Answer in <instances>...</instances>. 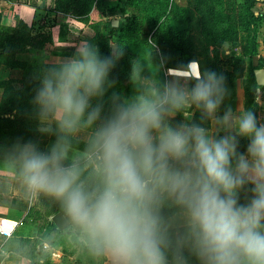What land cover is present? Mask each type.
<instances>
[{
  "label": "clouds",
  "instance_id": "obj_1",
  "mask_svg": "<svg viewBox=\"0 0 264 264\" xmlns=\"http://www.w3.org/2000/svg\"><path fill=\"white\" fill-rule=\"evenodd\" d=\"M74 48L37 75L31 103L51 145L0 147L25 199L57 205L96 264H264V118L225 104L226 76L208 69L161 81L137 60L122 96L110 74L124 48Z\"/></svg>",
  "mask_w": 264,
  "mask_h": 264
},
{
  "label": "trees",
  "instance_id": "obj_2",
  "mask_svg": "<svg viewBox=\"0 0 264 264\" xmlns=\"http://www.w3.org/2000/svg\"><path fill=\"white\" fill-rule=\"evenodd\" d=\"M95 1L96 7L102 13L119 11L122 15V20L119 19L117 26H113L111 22L107 25L99 45L95 43L98 39L96 36L97 25L89 23L86 16L93 8ZM255 2L256 0H239L234 13L230 14L226 11L224 0H199V3L205 7L203 17L208 21L207 25L202 28L206 48L210 50L212 47L217 54L223 42L237 39L242 41L243 57H246L250 63L249 71L243 80V109H253L258 116L259 105L256 93L261 86L256 84L252 57L258 55L257 35L263 14L255 12L253 9ZM129 9L135 10V13L129 12ZM55 11L68 14L89 28L94 29L95 33L89 42L95 43L94 46L101 55L111 53L112 49L109 47L112 43L116 47L124 48L125 55L118 61L110 75L117 78V82L126 97H130L134 92L133 85L130 82L133 59L135 61L139 60L152 70L157 65L155 62L160 61L162 66L167 69L181 70L186 73L192 71L193 61L189 68L185 70L186 64L190 60L186 51L188 40L185 38V30L179 21V19L188 18L189 13L183 6L174 4L171 0H55ZM143 18L146 19L149 30H151L153 41L160 43L158 42L159 37L163 35L165 43L170 46V50L167 51L164 40H162L160 57H152L150 51L152 43L147 42L146 38L143 39L140 36L141 20ZM50 41L51 36L49 34L33 33L32 28L20 19L16 21L15 26L2 24L0 14V67L5 65L11 71L13 70L8 78L0 79V88L2 89L0 128L5 127L6 133H10L12 137L14 136L17 116H34V107L31 101L36 89L39 87L37 75L42 74L44 69L54 62L52 58L44 53V47ZM32 53H37V57L28 58V55ZM20 54H25L28 59H19L17 56ZM30 62L34 68L33 73L29 72ZM261 64L262 61L259 60L258 67ZM16 70L18 72L14 73ZM238 73L239 70L236 65L230 72L225 70L226 81L233 82ZM190 76H194V74ZM27 133L29 135V132ZM0 144H4L1 138ZM54 206L55 212L59 211L57 205L54 204ZM51 232L61 233L53 223H50L42 237L46 239ZM65 233L69 234L67 231ZM20 243L19 240L18 249L13 248L16 252L22 254L24 251L21 250L22 243ZM26 255L30 260V264H43V262L36 260L33 249ZM194 261L193 258L192 262Z\"/></svg>",
  "mask_w": 264,
  "mask_h": 264
},
{
  "label": "rangeland",
  "instance_id": "obj_3",
  "mask_svg": "<svg viewBox=\"0 0 264 264\" xmlns=\"http://www.w3.org/2000/svg\"><path fill=\"white\" fill-rule=\"evenodd\" d=\"M226 2V11L230 14L234 13V10L237 7L239 0H224ZM172 3L177 4L179 6H183L187 12L189 13L188 18L179 19L182 27L185 30V38L188 40L187 45V54L189 56V62L186 64V68H189L191 62L193 65L192 71L186 73L181 70H172L167 69L162 66V63L159 61L155 62V69H149L147 65L142 64L144 68L143 74L145 76H153L157 80L164 79H188L195 75L200 71L205 69L213 70L216 72L223 73L225 76V70L229 72L233 70L234 66L238 67L239 73L236 79L233 82L226 81L227 86L230 90V95L225 100V104H230L233 110L243 109V80L246 77L249 71V61L246 57H243L242 54V41L240 39L225 41L219 47L217 54L214 52L215 49L209 50L205 47V39L202 32V28L204 25H207L208 21L203 17V12L205 7L203 4L199 3V0H171ZM255 12H261L263 14L261 24L259 26L257 41H258V56L259 60L262 61L260 67L264 68V0H256L255 6L253 8ZM218 10V8H216ZM224 10V12H226ZM129 12L135 13V10H130ZM89 23L96 24L97 26V37L98 39L95 41L97 45L102 41V37L104 32L106 31L107 25L115 19L122 20V15L119 11L114 13H102L96 7V1L93 3V8L86 15ZM141 20V19H140ZM141 29L140 36L143 39H147V42L152 43L151 45V54L152 57H160L161 56V44L162 40H164V36L161 35L159 37L160 43L153 41L151 36V30H149L148 24L146 23V19L143 18L141 20ZM92 36L94 35V29L90 31ZM95 43H91L95 45ZM37 44V43H36ZM167 51L170 50V46L165 43ZM116 47L114 43L110 44V47ZM39 52V51H37ZM37 53H32L28 55L29 57H37ZM51 57L49 54H46ZM19 59H28L25 54H20L17 56ZM133 62L135 60L133 59ZM31 68H29V72L33 73L34 68L32 67V63L30 62ZM229 78V76H228ZM115 91L119 92L122 96H124V91L122 90L120 84L117 82ZM110 95V92H109ZM257 102L259 105L258 117L264 118V86L256 93ZM109 104L107 103V96L105 97V112H107ZM5 111V110H4ZM177 120L182 119V117L177 116ZM194 119L199 120V113H196ZM7 124V123H5ZM3 126V125H2ZM37 121L34 116H17L16 118V127L14 128V136L12 137L10 133H6V128H0V138L3 140L4 144H0V147H10L13 143H15L18 139L27 141V139L32 141L39 142V145L42 149H46L51 145L54 140V137L51 136H43L37 131ZM215 132L216 129L213 128ZM29 132V135L28 133ZM84 141L80 140L77 143V148H82ZM246 141L241 142V150L243 151L246 147ZM4 159V158H2ZM6 160V159H5ZM31 206L29 207L28 213L23 218V225L17 228L14 231L13 239L10 238L7 242V247H17V239L21 241V250L24 253H29L31 249H33L34 257L36 260L43 262V264H96V262L89 256V254L78 247L73 242V237L67 233H56L51 232L49 236L44 239L43 233L48 229L51 221V216L55 213L54 203L44 197H40L38 200H32ZM52 234V235H51ZM63 245L62 253H58L55 246ZM75 255L76 259L69 261L68 256ZM191 264H195L191 262Z\"/></svg>",
  "mask_w": 264,
  "mask_h": 264
},
{
  "label": "crops",
  "instance_id": "obj_4",
  "mask_svg": "<svg viewBox=\"0 0 264 264\" xmlns=\"http://www.w3.org/2000/svg\"><path fill=\"white\" fill-rule=\"evenodd\" d=\"M0 14L1 23L4 25L15 26L16 21L20 19L32 28L33 33L49 34L51 41L46 43L44 53L49 54L53 61L72 55L75 51L74 45L80 41H89L92 37L91 28L81 21L68 14L56 12L55 0H0ZM16 72L18 71H14ZM11 73L13 70L1 65L0 79L8 78ZM1 94L0 88V99ZM7 185H11V188ZM31 203L25 199L23 188L12 178L10 162L0 158V224L4 230L12 228L13 232L21 227ZM9 219L15 220L16 223L10 225ZM10 238L13 239V235ZM10 238L0 236V264H30L26 253L21 254L13 247H7ZM63 247L55 246L60 254ZM68 258L71 261L76 259V256L69 255Z\"/></svg>",
  "mask_w": 264,
  "mask_h": 264
},
{
  "label": "water",
  "instance_id": "obj_5",
  "mask_svg": "<svg viewBox=\"0 0 264 264\" xmlns=\"http://www.w3.org/2000/svg\"><path fill=\"white\" fill-rule=\"evenodd\" d=\"M111 24L113 26H117L119 24V20L118 19L112 20ZM258 65H259V56L254 55L252 57V66L254 67L253 74L256 80V84L258 86H264V68L258 67ZM51 221L59 231H61L62 233L66 232V225L64 224V221L61 219L59 211L55 212L51 216Z\"/></svg>",
  "mask_w": 264,
  "mask_h": 264
},
{
  "label": "built area",
  "instance_id": "obj_6",
  "mask_svg": "<svg viewBox=\"0 0 264 264\" xmlns=\"http://www.w3.org/2000/svg\"><path fill=\"white\" fill-rule=\"evenodd\" d=\"M0 226H3V225L0 224ZM4 231H6V230H4ZM6 232L12 233V228H10L9 230H7Z\"/></svg>",
  "mask_w": 264,
  "mask_h": 264
},
{
  "label": "snow or ice",
  "instance_id": "obj_7",
  "mask_svg": "<svg viewBox=\"0 0 264 264\" xmlns=\"http://www.w3.org/2000/svg\"><path fill=\"white\" fill-rule=\"evenodd\" d=\"M6 231L9 230V229H5Z\"/></svg>",
  "mask_w": 264,
  "mask_h": 264
}]
</instances>
